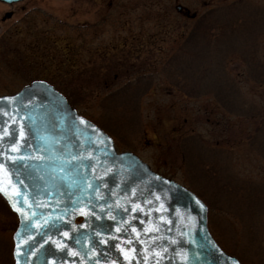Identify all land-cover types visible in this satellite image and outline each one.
<instances>
[{
	"label": "rangeland",
	"instance_id": "obj_1",
	"mask_svg": "<svg viewBox=\"0 0 264 264\" xmlns=\"http://www.w3.org/2000/svg\"><path fill=\"white\" fill-rule=\"evenodd\" d=\"M258 9L264 10V0L0 2V95L43 79L61 88L78 113L94 121L104 112L99 100L108 91L138 75L153 74L152 86L130 103L128 116L108 115L113 125L103 129L113 137L116 149L134 152L154 171L183 184L181 180L190 176L182 169L177 144L183 136L199 132L225 151V158L215 160L222 174L228 172L235 182L253 179L262 184L264 156L254 147L260 136L255 134L252 143L250 137L264 119V86L246 78L243 55L239 58L240 52L248 51V26L232 28L229 36L220 33V25L208 28L217 16L222 19L235 12L248 18V11L251 16ZM204 13L205 24L193 47L191 26ZM258 22L264 24V16ZM253 34L264 59V30ZM226 55L222 71L240 87L243 108L255 106L254 117L233 116L203 95L207 71L202 70ZM171 58L177 80L193 95L170 83V71L165 69ZM241 195L248 192L235 191L232 205L218 200L221 211L216 205L209 210L208 227L218 244L243 264H264V207H256L257 215L247 218L244 211L245 217H237L246 208L239 202ZM16 220L0 198V264H10Z\"/></svg>",
	"mask_w": 264,
	"mask_h": 264
},
{
	"label": "water",
	"instance_id": "obj_2",
	"mask_svg": "<svg viewBox=\"0 0 264 264\" xmlns=\"http://www.w3.org/2000/svg\"><path fill=\"white\" fill-rule=\"evenodd\" d=\"M13 96L23 107L16 111L13 103L7 109L9 117L18 118L12 130L19 139L25 126L29 145L14 153L15 139L0 140V151L27 159V165L7 162L0 171V196L17 217L13 264H242L216 242L208 208L194 192L153 171L133 152L117 151L112 137L51 84L33 80L0 95ZM5 104L0 100V108ZM81 118L98 132L81 125ZM5 119L0 116V122ZM17 190L24 193L19 201ZM102 239L109 242L101 244Z\"/></svg>",
	"mask_w": 264,
	"mask_h": 264
},
{
	"label": "trees",
	"instance_id": "obj_3",
	"mask_svg": "<svg viewBox=\"0 0 264 264\" xmlns=\"http://www.w3.org/2000/svg\"><path fill=\"white\" fill-rule=\"evenodd\" d=\"M207 13L199 16L198 19L193 22V26H191L194 34L193 39L195 38L191 42L193 47L195 46V44L198 45L197 40L199 38L197 37V34L199 33L200 25H203V23L205 24V17H207ZM238 13L243 14V11H240ZM249 16L250 11H248V18L245 14H243V17H240L239 14L235 12L223 16L222 19L217 16V21L210 23L208 28L220 25V27H222L220 28V33L226 32V35L229 36L232 28L236 29V26L240 28L243 25L248 26V36L246 37H248L249 52L245 51L246 53L244 54L240 52L239 58H242L243 55V62L246 64V70H244L246 73V78H249L251 82L253 81L254 83L264 86V59L259 56V39L258 41H256V35L253 34L257 31L264 30V24H262V22H258V18L264 16V10L258 9L254 11L250 17ZM238 21H240V23H238ZM225 28H230V30L227 31L225 30ZM180 55L181 54L179 53L178 56L180 57ZM226 58L227 55L218 59L219 62L210 69L205 68L202 70L207 71L204 72L205 76L207 75V77L205 79L206 82L204 81V86L206 89H204L203 91L206 92V94L203 95L211 96V98H213L216 103L222 106L226 112L233 116L248 114V117H254L257 114L256 111H254L255 106H245V109L243 108V104L245 103L240 95V87L236 82H229L228 75H226V73L222 71L221 66L225 65V61L227 60ZM168 61L170 65L167 66L165 70L170 71L167 76L170 83L177 86L180 91L185 92L190 96L193 95L190 94V92L183 86L184 84L181 83L180 80H177L179 75L174 72L176 70L174 68V64L172 63V58ZM19 62L20 61H18L17 63ZM186 68H189V66H187ZM191 68L193 67H190L189 69ZM148 78H150L151 81H149L150 79ZM153 78V74H148L147 77L138 75L135 80H129L124 84L117 86L113 90L108 91L99 100L101 107L104 109V112L103 114H101L99 118L100 120H94L95 123H97L102 129H108L106 126H111L110 124H112L110 123L112 121L108 119V115L109 117H121L124 115L128 116L126 115V113L129 111V109H131L129 108L130 103H132L135 97H137L138 100L148 91V89L153 84ZM54 87L59 91H62L61 88L57 86ZM194 96L198 97V95ZM69 103L72 105L70 101ZM192 134H195V132L190 133L187 136H183L179 139L177 144V146L181 150L182 169L190 176L184 177L181 182L204 201V203L208 207V212L213 208L214 205L217 206L218 210L220 209L218 206V200L223 201L224 205L226 206V203L232 205V194L235 193V191L246 190L248 192V195H241L239 197V202L242 204L243 208H245V206L246 208L245 210H240V214L237 213L239 214L237 217H245L244 211L247 218L248 214H259L260 211L257 210L256 207H264V182L260 184V180L256 181L253 179H248V181H241L239 179L238 182H235L234 177H232L228 172L222 174V166L217 164L215 160H221L225 158L223 156V153L225 151L222 150L220 146H218L216 141L209 140V142H206L204 140L205 136L202 135V133L198 132V134L196 133V135ZM255 134L256 136L259 135L260 137L257 139V144H254V147L260 150L262 155L264 156V119L261 124L259 123L255 126V129H253L250 137L251 142L249 141L250 143L253 142ZM190 153L193 154V157L191 159L187 157L190 155ZM224 196H226V201ZM2 201L4 202L6 208L9 209L5 201L3 199ZM226 209L227 208L224 207V210ZM10 264H12V258Z\"/></svg>",
	"mask_w": 264,
	"mask_h": 264
},
{
	"label": "snow or ice",
	"instance_id": "obj_4",
	"mask_svg": "<svg viewBox=\"0 0 264 264\" xmlns=\"http://www.w3.org/2000/svg\"><path fill=\"white\" fill-rule=\"evenodd\" d=\"M0 100L5 101L6 104L3 108H0V116L5 117L6 119L2 122H0V128H2L3 130L0 131V140H5L7 138H11V139H15L16 143L12 145V152L14 153H21L23 152L24 148L29 146L26 143V139H25V126H21L20 130H19V139H16L14 133H13V127L17 122V116L13 115L11 117H9V112H8V108H10L12 106L13 103L17 104V108L16 111H19L21 107H23L22 103L17 101V97L13 96V97H0ZM27 117H19L20 120H24ZM30 119V118H29ZM80 124L84 125L85 128H93L94 126L90 125L88 122H86L85 120H83L82 118L80 119ZM95 130V129H94ZM98 132V130H95ZM0 157H3V160L0 161V171L4 170L6 167V163L7 162H11V164L15 167L17 165H27V159L24 156L21 155H9L7 152L4 151H0ZM73 160L77 159V157L73 156L72 157ZM21 184H23V181H20ZM73 185H75V181L72 182ZM89 188L92 187V185H88ZM0 191H4L3 187H0ZM82 194H87L83 192V189L81 190ZM24 195V193L20 190H17L16 193V200L19 201L20 198ZM100 197H98L99 199ZM11 199V198H10ZM158 199V197H157ZM147 203V202H145ZM197 203H199V201H197ZM13 208L21 213V215H24V209L21 207H18L16 203H13ZM32 205H29V207H31ZM201 208H203V205H200ZM134 211L136 209H133ZM92 215H95V213H92ZM97 219H100V217H97ZM111 219H114V217H111ZM161 219L163 220V217H161ZM81 227H83V225H81ZM117 231H121L120 228H117ZM153 232H157L159 231V226L155 227L152 229ZM65 236H68V233L64 234ZM97 235H99V233H97ZM111 239V238H110ZM109 240L107 239H102L100 241L101 244H106L108 243ZM77 243H79V241H77ZM125 243H128V241H125ZM172 244H176L177 241L176 240H172L171 241ZM58 247L63 248V245H58ZM117 247H119V245H117ZM164 251L166 252L167 249H164ZM72 255H77V253H71ZM157 256H160V253H156ZM163 257H161L162 259ZM158 264V262H157Z\"/></svg>",
	"mask_w": 264,
	"mask_h": 264
}]
</instances>
